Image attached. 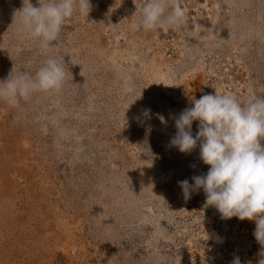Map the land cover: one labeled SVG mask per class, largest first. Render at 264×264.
I'll use <instances>...</instances> for the list:
<instances>
[{
  "label": "rangeland",
  "instance_id": "374dc122",
  "mask_svg": "<svg viewBox=\"0 0 264 264\" xmlns=\"http://www.w3.org/2000/svg\"><path fill=\"white\" fill-rule=\"evenodd\" d=\"M140 2L91 0L88 17L68 20L47 54L64 57L62 88L17 106L0 99V264L264 258L255 221L222 219L203 189L184 198L178 182L194 184L210 166L199 146L171 144L190 97H264V0H174L188 22L167 32L137 30ZM23 6L0 0V83L34 75L47 58L18 35Z\"/></svg>",
  "mask_w": 264,
  "mask_h": 264
},
{
  "label": "clouds",
  "instance_id": "9594fccd",
  "mask_svg": "<svg viewBox=\"0 0 264 264\" xmlns=\"http://www.w3.org/2000/svg\"><path fill=\"white\" fill-rule=\"evenodd\" d=\"M24 0L20 10V38L37 42L42 53L48 54L56 46L66 22L79 14L85 18L91 11V0ZM137 7V6H136ZM137 30L167 32L182 29L188 22L183 6L174 0H141ZM64 57L47 55L33 75L31 71L12 73L0 83V99L17 106L34 93L58 91L66 78ZM123 91L134 94L135 84L130 76L122 78ZM192 106L173 117L176 135L171 144L182 153H191L199 146L200 159L210 168L206 174L179 181L184 198L203 189L206 206H214L222 219L237 217L256 222L254 236L262 246L264 257V97L250 95L241 101L228 91L206 94L199 99L189 98ZM149 110H145L148 115ZM198 131L193 135V122ZM166 258L157 254V264ZM232 264H241L235 256ZM258 264H264V258Z\"/></svg>",
  "mask_w": 264,
  "mask_h": 264
}]
</instances>
